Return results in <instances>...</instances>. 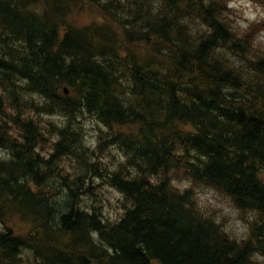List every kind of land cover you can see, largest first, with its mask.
I'll list each match as a JSON object with an SVG mask.
<instances>
[{
  "label": "trees",
  "instance_id": "obj_1",
  "mask_svg": "<svg viewBox=\"0 0 264 264\" xmlns=\"http://www.w3.org/2000/svg\"><path fill=\"white\" fill-rule=\"evenodd\" d=\"M230 10L227 0H0V264H264V122L252 119L264 117L262 24L243 28ZM87 118L103 126L92 146ZM102 183L120 192L116 221ZM201 185L246 213L243 235L199 207Z\"/></svg>",
  "mask_w": 264,
  "mask_h": 264
},
{
  "label": "rangeland",
  "instance_id": "obj_2",
  "mask_svg": "<svg viewBox=\"0 0 264 264\" xmlns=\"http://www.w3.org/2000/svg\"><path fill=\"white\" fill-rule=\"evenodd\" d=\"M230 2H232V3H230L231 4V10L229 13L231 14V17L233 18L234 22L238 23L239 25L245 26L247 24V22L250 20L264 21V6L263 5L254 4L250 0H231ZM258 38H260L264 41V31L260 34L259 37L255 36V39H254V41H256L255 43L257 45H260V43L258 42L259 41ZM84 123L87 126V137L89 138L86 142L90 145H94L98 141V137H96L97 136L96 134H97V132H99L100 129H103V126L102 125H96V123L93 122L92 118L85 119ZM94 135H95V137H94ZM90 137H92V138H90ZM89 140H90V142H89ZM101 153H104V151ZM115 160H118V159H115ZM98 182L100 183L101 180H98ZM176 183L179 185L181 184L180 185L181 188L188 184L187 181H184V180H183V182L176 181ZM103 187H105V188H103ZM108 189H110V190H108ZM113 190H115V188L111 189V187L108 184H103V183H102L101 189H97L99 195H101V199H103L102 201H103L104 206H102V207H104L105 215L108 216L109 218L115 219V217L118 215L119 211H121V210H120V207L118 206L119 205L118 200H119L120 196L118 195V193H116L117 192L116 190H115L116 192H113ZM197 195H199V201L203 204V206L205 207L206 210H209V212L211 214H214V215L217 214L218 217L221 216V219L226 224L228 223L227 225H231L230 228L228 229L229 231H231L232 233L237 232V233L243 234L242 230H243V227L245 224L243 225V221H241L239 219L238 214L236 212H234V210H231L233 208H232V205L230 204V202L225 200L220 194L217 195V193L215 191L211 190L210 188L205 189V188L199 187L198 191H197ZM204 202H206L207 204H205ZM208 202H210V203H208ZM211 203H212V205H211ZM226 203H228V204H226ZM221 204H223V206ZM218 205H220V206H218ZM230 205H231V207H229ZM216 206H217V208H216ZM220 210L222 211V213L226 210L224 212L225 214L224 213H223V215H222V213L220 214ZM234 214H235V217H234ZM232 217H234V218H232ZM230 218H232V219H230ZM231 220L232 221L234 220V221L232 222ZM230 221H231V224H229ZM235 221L237 222L236 224H235ZM239 230H240V232H239Z\"/></svg>",
  "mask_w": 264,
  "mask_h": 264
},
{
  "label": "bare ground",
  "instance_id": "obj_3",
  "mask_svg": "<svg viewBox=\"0 0 264 264\" xmlns=\"http://www.w3.org/2000/svg\"><path fill=\"white\" fill-rule=\"evenodd\" d=\"M35 4H36V3H35ZM38 6H39V5H38ZM38 6H37V7H38ZM26 7H27V6H26ZM37 7H35L34 10H35V9L37 10ZM28 8H29V7H28ZM4 9H5V8H4ZM30 9H31V8H30ZM21 10H22V9H21ZM40 10H41V9H40ZM2 11L4 12V10H2ZM8 11H9V10H8ZM10 11H11V10H10ZM17 11H18V10H17ZM17 11H16V12H17ZM32 11H33V10H32ZM41 11H42V10H41ZM128 11H129V10H128ZM110 12H111V11H110ZM116 12H118V11H116ZM121 12H122V11H121ZM133 12H134V10H133ZM40 13L42 14L43 11L40 12ZM40 13H39V14H40ZM114 13H115V12H114ZM114 13H113V14H114ZM118 13H119V12H118ZM131 13H132V12H131ZM2 14L4 15V13H2ZM7 14H8V12H7ZM17 14H18V13H17ZM31 14H32V13H31ZM121 14H122V13H121ZM124 14H125V12H124ZM128 14H129V13H127L126 15H128ZM32 15H33V14H32ZM7 16H8V15H7ZM74 16H75V15H74ZM111 16H112V15H111ZM114 16H116V14H115ZM123 16H124V15H123ZM123 16H122V17H123ZM131 16H132V15H131ZM131 16H130V17H131ZM13 17H14V16H13ZM13 17H11V18L13 19ZM18 17H19V16H18ZM21 17H22V16H21ZM75 17H77V15H76ZM79 17H80V16H79ZM79 17H78V18H79ZM97 17H98V15H97ZM118 17H119V16H118ZM124 17H125V16H124ZM133 17H134V15H133ZM31 18H32V17H31ZM39 19H41V17H40ZM80 19H81V18H80ZM90 19H91V18H90ZM90 19H89V20H90ZM126 19H127V18H126ZM36 20H38V19H36ZM36 20H35V21H36ZM51 20H52V19H51ZM71 20H73V19H71ZM71 20H70V21H71ZM87 20H88V18L85 19V21H87ZM89 20H88V21H89ZM92 20H93V19H92ZM96 20H97V19H96ZM96 20H95V21H96ZM6 21H7V20H6ZM38 21H39V20H38ZM38 21H37V22H38ZM42 21H43V20H42ZM68 21H69V20H68ZM75 21H78V20L75 19ZM80 21H83V20H80ZM85 21H84V22H85ZM98 21H100V20H98ZM7 22H10V21H7ZM84 22H83V23H84ZM12 23H13V22H12ZM30 23H31V22H30ZM33 23H34V21H33ZM35 23H36V22H35ZM47 23H48V22H47ZM51 23H52V22H51ZM79 23H80V22H78V24H79ZM9 24L11 25V23H9ZM23 24H26V22L23 23ZM28 24H29V23H28ZM40 24H41V23H40ZM42 24H43V23H42ZM81 24H82V22H81ZM85 24H86V23H85ZM21 25H22V24H21ZM32 25H33V24H32ZM43 25H44V24H43ZM50 25H51V24H50ZM53 26H54V25H53ZM4 27H5V26H4ZM7 27H8V26H7ZM13 27H14V26H13ZM22 27H23V26H22ZM35 27H36V26H35ZM51 27H52V26H51ZM70 27H71V26H70ZM25 28H26V27H25ZM46 28H47V27H46ZM13 29H14V28H13ZM70 30H71V29H70ZM4 31H5V30H4ZM10 31H11V30H10ZM6 32H7V31H6ZM8 32H9V31H8ZM8 32H7V33H8ZM68 32H69V31H68ZM10 33H11V32H10ZM18 33H19V31H18ZM31 33H32V32H31ZM14 34H15V33H14ZM42 34H43V35H42V38H41L42 40L38 39V40H36V42L40 40V42L43 43L42 48H43L44 50H47L48 47L53 43L51 37H49V36H52V34H51L50 32L48 33V31H43ZM53 34H54V33H53ZM68 34H69V33H68ZM2 35H3V34H2ZM15 35H16V34H15ZM15 35H14V36H15ZM21 35H22V34H21ZM32 35H33V34H32ZM14 36H13V37H14ZM29 37H30V36H29ZM32 37H33V36H32ZM32 37H31V38H32ZM63 38H64V37H63ZM15 39H16V38H15ZM22 39H23V37H22ZM5 40H6V39H5ZM5 40H4V41H5ZM17 40H18V39H17ZM19 40H20V39H19ZM23 41H24V40H23ZM26 41H27V40H26ZM16 42H17V41H16ZM16 42H15V43H16ZM24 42H25V41H24ZM254 42H256V41H254ZM1 43H2V42H1ZM29 43H32V42L30 41V42H28V43H25V48H26V47H29V46H28ZM6 44H7V43H6ZM6 44H5V45H6ZM16 44H18V43H16ZM16 44H15V45H16ZM19 44H20V43H19ZM13 45H14V44H13ZM256 45H257V44H256ZM256 45H254V47H255ZM19 47H21V46H19ZM161 48H162V47H161ZM161 48H160V49H161ZM163 48H164V47H163ZM252 48H253V47H252ZM164 49H165V48H164ZM256 50H257V49H256ZM14 51H15V50H14ZM162 51H163V50H162ZM254 51H255V50H254ZM254 51H253V52H254ZM20 52H21V51H18V54H19ZM28 52H29V51H28ZM5 53H6V52H5ZM172 53H173V52H172ZM3 55H4V54H3ZM32 56H34V54H32V55H31L30 53L23 54V55L20 56V57H21L20 59H17V60H19V62H17V60H16V61L13 62V64H21V65H24V64H26V62H27L28 59L32 58ZM6 57H7V56H6ZM16 57H17V56H16ZM253 57H254V56H253ZM253 57H252V58H253ZM256 58H257V57H256ZM8 59H9V58H8ZM117 59H118V58H117ZM253 59H254V58H253ZM254 60H255V59H254ZM122 61H123V60H122ZM35 62H36V61H34V62L31 61V68H32V69H34L33 66H34V64H36ZM125 62H126V61H125ZM116 65H117V64H116ZM249 67H250V66H249ZM105 69H106V68H105ZM253 69H254V66H253ZM37 70H38V69H36L35 71H37ZM32 73H34V72H32ZM37 76H38V75H37ZM37 76H35V75L32 76V79L34 80L35 77H37ZM102 76H103V75H102ZM38 77H40V76H38ZM66 78H67V77H66ZM103 78H104V77H103ZM74 79H75V78H74ZM76 79H77V77H76ZM104 79H106V78H104ZM37 80H39V79L37 78ZM41 80H42V79H41ZM79 80H80V79H79ZM106 80H107V79H106ZM34 81L36 82V80H34ZM38 82H39V81H38ZM64 82H65V81H64ZM64 82H63V83H64ZM73 83H74V82H73ZM55 84H56V83H55ZM41 85H42V84H41ZM56 85H57V84H56ZM87 85H88V84H87ZM37 86H38V85H37ZM67 86H69V85H67ZM85 86H86V84H85ZM108 86H109V85H108ZM45 87H46V86H45ZM56 87H57V86H56ZM49 88H50V87H49ZM51 88H52V87H51ZM51 88H50V91H51ZM67 88H68V87H67ZM81 88H82V87H81ZM83 88H85V87L83 86ZM86 88H87V87H86ZM44 89H45V88H43V90H44ZM46 89H47V87H46ZM69 89H70V88H69ZM48 91H49V90H48ZM61 92H62V91H61ZM68 92H69V91H68ZM70 93H71V92H70ZM93 93H94V92H93ZM214 93H215V90H214V89H213L212 91L205 92V94L209 95L208 97L211 99V104H213V103L216 101V103H217L219 106L224 107L225 104H223V103H225V101H226V96L221 95L219 98H217V99L214 100ZM68 94H69V93H68ZM79 94H80V93H79ZM129 95H132V94H129ZM194 95H195V94H194ZM79 97H81V95H79ZM123 98H124V97H123ZM123 98H122V101H123L124 103H126V104H128V105H131V106L133 105V103H132L130 100H128V98H127L126 100L123 99ZM130 99H131V98H130ZM133 102H134V101H133ZM222 102H223V103H222ZM77 105H78V104H77ZM87 107H88V106H86V109H87ZM84 108H85V107H84ZM80 110H81V109H80ZM86 111H87V110H86ZM82 112H83V111H82ZM91 112H92V111H91ZM246 113H247V112H246ZM80 114H81V113H80ZM90 114H91V113H90ZM95 114L98 115L97 113H95ZM83 115H84V114H83ZM83 115H82V116H83ZM78 116H79V115H78ZM78 116H77L76 118H78ZM84 116H85V115H84ZM87 116H88V115H87ZM91 116H93V115L91 114ZM246 116H247V115H246ZM250 116H251V115H250ZM93 117H94V116H93ZM97 117H98V116H97ZM97 117H96V119H98ZM72 118H73V117H72ZM74 118H75V116H74ZM263 118H264V117L261 116L260 114H259V115H256V116H252V119H254V122H261L262 124H263V122H264ZM93 119H95V118H93ZM65 120H66V119H65ZM64 123H65V121H64ZM61 124H62V123H61ZM72 124H73V122H72ZM82 126H83V125H82ZM96 127H97V126H96ZM94 128H95V127H94ZM94 130H95V129H94ZM91 131H92V130H91ZM97 131H98V130H97ZM94 132H95V131H94ZM95 133H96V132H95ZM97 133H98V132H97ZM246 133H248V132H246ZM101 135H103V134L101 133ZM213 135H214V134H213ZM251 135H252V134H251ZM89 136H90V135H89ZM246 136H247V135H246ZM82 137H83V136H82ZM94 137H95V135H94ZM183 137H184V136H183ZM183 137H182V139H183ZM90 138H92V137H90ZM81 139H82V138H81ZM85 139H86V137H85ZM88 139H89V138H88ZM83 140H84V139H83ZM86 141H87V140H86ZM76 142H77V141H76ZM89 142H90V140H89ZM92 142H93V141H92ZM94 142H95V141H94ZM50 143H51V142H50ZM50 143H49V145H48L49 147H50ZM66 143H67V142H66ZM69 143H70V142H69ZM79 143H80V142H79ZM98 143H99V142H98ZM53 144H54V143H53ZM73 144H74V143H73ZM77 144H78V143H77ZM81 144H82V143H81ZM84 144H85V143H84ZM86 144H87V142H86ZM91 144H92V143H91ZM96 144H97V142H96ZM2 145H4V144H2ZM88 145H89V144H88ZM88 145H87V146H88ZM7 146H8V145H7ZM48 146H46V148H47ZM55 146H56V145H55ZM73 146H74V145H73ZM79 146H81V145H79ZM91 146H92V145H91ZM91 146H90V147H91ZM5 147H6V146H5ZM49 147H48V148H49ZM51 147H52V146H51ZM63 147H64V146H63ZM67 147H68V146H67ZM3 148H4V147H3ZM48 148L46 149V151L49 150ZM71 148H73V147H71ZM81 148H82V147H81ZM1 149H2V148H1ZM1 149H0V150H1ZM107 149H108V147H107ZM192 149H194V148H192ZM3 150H4V149H3ZM54 150H55V149H54ZM78 150H80V149H78ZM104 150H105V149H104ZM195 150H196V149H195ZM195 150H194V151H195ZM41 151H42V150H41ZM50 151H51V150H50ZM52 151H53V150H52ZM70 151H71V150H70ZM76 151H77V148H76ZM83 151H84V150H83ZM2 152H3V151H2ZM2 152H0V153H2ZM73 152H74V151H73ZM77 152H80V151H77ZM85 152H86V151H85ZM104 152H105V151H104ZM3 153H4V152H3ZM12 153H13V152H12ZM43 153H44V152H43ZM52 153H53V152H52ZM67 153H69V152H67ZM75 153H76V152H75ZM105 153H106V152H105ZM105 153H104V154H105ZM190 153H192L191 150H190ZM9 154H10V153H9ZM46 154H48V152H47ZM46 154H45V155H46ZM62 154H63V153H62ZM62 154H59V155L62 156ZM65 154H66V153H65ZM73 154H74V153H73ZM89 154H90V153H89ZM101 154H103V153H101ZM7 155H8V154H7ZM7 155H6V156H7ZM40 155H41V154H40ZM48 155H49V154H48ZM48 155H46V156H48ZM75 155H76V154H75ZM91 155H92V154H91ZM1 156H2V155H1ZM4 156H5V154H4ZM15 156H18V154L15 155ZM80 156H81V155H80ZM83 156H85V155H83ZM103 156H104V155H103ZM2 157H3V156H2ZM7 157H9V155H8ZM13 157H14V156H13ZM13 157H12V158H13ZM59 157H60V156H59ZM64 157H65V156H64ZM72 157H73V156H72ZM76 157H77V156H76ZM17 158H18V157H17ZM23 158H24V157H23ZM66 158H67V157H66ZM70 158H71V157H70ZM78 158H79V157H78ZM87 158H88V157H87ZM92 158H93V157H92ZM192 158H193V157H192ZM54 159H55V158H53V160H54ZM64 159H65V158H64ZM68 159H69V158H68ZM68 159H67V160H68ZM96 159H97V158H96ZM9 160H10V159H9ZM47 160H48V159H47ZM57 160H58V159H57ZM62 160H63V159H62ZM62 160H61V161H62ZM90 160H92V159H90ZM93 160H94V159H93ZM102 160H103V159H102ZM194 160H195V158H194ZM42 161H43V160H42ZM54 161H55V160H54ZM61 161H60V162H61ZM71 161H72V160H71ZM29 162H30V161H29ZM36 163H37V162H36ZM45 163H46V161H45ZM63 163H64V162H63ZM66 163H67V161H66ZM72 163H73V161H72ZM72 163L70 162V164H72ZM79 163H80V162H79ZM84 163H85V162H84ZM25 164H26V163H25ZM33 164H34V163H33ZM40 164H41V163H40ZM42 164H43V162H42ZM50 164H51V163H50ZM56 164H57V162H56ZM58 164H59V161H58ZM64 164H65V163H64ZM74 164H76V163H74ZM105 164H106V163H105ZM35 165H36V164H35ZM60 165H61V164H60ZM68 165H69V164H68ZM72 165H73V164H72ZM76 165H77V164H76ZM78 165H79V164H78ZM115 165H116V164H115ZM58 166H59V165H58ZM69 166H70V165H69ZM87 166H88V165H87ZM90 166H93V165L91 164ZM103 166H104V165H103ZM108 166H109V165H107L106 167H108ZM48 167H49V166H48ZM52 167H53V165H52ZM59 167H60V166H59ZM63 167H65V165H64ZM67 167H68V166H67ZM67 167H65V168H67ZM114 167H115V166H114ZM30 168H31V167H30ZM32 168H33V167H32ZM55 168H56V167H55ZM74 168H76L75 165H74ZM74 168H73V169H74ZM80 168H83V167L81 166ZM97 168H98V167H97ZM57 169H59V168H57ZM70 169H71V168H70ZM73 169H72V170H73ZM99 169H100V168H99ZM113 169H114V168H113ZM246 169H247V168H246ZM28 170H29V169H28ZM33 170H34V169H33ZM45 170H46V169H45ZM48 170H49V169H48ZM79 170H80V169H79ZM88 170H89V169H88ZM88 170H87V171H88ZM92 170H93V169H92ZM103 170H104V169H103ZM35 171H36V170H35ZM54 171H55V170H54ZM59 171H61V170H59ZM66 171H67V170H66ZM73 171H74V170H73ZM84 171H86V170H84ZM52 172H53V171H52ZM55 172H56V171H55ZM62 172H63V173L65 172L64 169H63ZM88 172H89V171H88ZM90 172H91V171H90ZM90 172H89V173H90ZM94 172H96V171H94ZM222 172H223V171H222ZM65 173H66V172H65ZM76 173H78V170H77ZM81 173H82V172H81ZM96 173H97V172H96ZM43 174H44V173H43ZM69 174H71V176H72V173H69ZM35 175H37V174H35ZM89 175H90V174H89ZM92 175H93V174H92ZM94 175H96V174L94 173ZM30 176H31V172H30ZM30 176H29V177H30ZM44 176H45V175H44ZM56 176H57V175H56ZM81 176H82V175H81ZM81 176H80V177H81ZM90 176H91V175H90ZM115 176H116V175H115ZM31 177H32V176H31ZM47 177L49 178V176H46V178H47ZM69 177H70V176H69ZM74 177H75V176H74ZM92 177H93V176H92ZM100 177H101V176H100ZM32 178H33V177H32ZM43 178H44V177H43ZM53 178H54V176H53ZM70 178H71V177H70ZM95 178H96V177H95ZM97 178H98V177H97ZM37 179H39V178H37ZM49 179L51 180V176H50ZM59 179H60V178H59ZM59 179H58V181H60ZM61 179H62V178H61ZM75 179H76V178H75ZM75 179H74V180H75ZM77 179H78V178H77ZM91 179H92V178H91ZM44 180H46V179H44ZM85 180H86V179H85ZM94 180H95V179H94ZM97 180H98V179H97ZM99 180H100V178H99ZM103 180H104V179H103ZM185 180H187V179L185 178ZM53 181H54V180H53ZM67 181H68V180H67ZM80 181H81V180H80ZM95 181H96V180H95ZM38 182H39V181H38ZM40 182H42V180H41ZM45 182H46V181H45ZM55 182H56V181H55ZM55 182H54V184H55ZM87 182H88V181H87ZM91 182L93 183L94 181H91ZM96 182H97V181H96ZM105 182H106V181H104L103 183H105ZM190 182H191V181H190ZM49 183H50V181H49ZM49 183H47V184H49ZM60 183H61V182H60ZM117 183H118V182H117ZM117 183H116V185H117ZM121 183H122V182H121ZM33 184H34V183H33ZM81 184H82V183H81ZM145 184H146V183H145ZM185 184H186V183H185ZM34 185H36V184H34ZM59 185L61 186V184H59ZM72 185H73V184H72ZM72 185H71V186H72ZM121 185H122V184H121ZM123 185H124V184H123ZM125 185H126V183H125ZM195 185H197V184H195ZM207 185H208V184H207ZM36 186H37V185H36ZM48 186H49V185H48ZM63 186H65V185H63ZM145 186H146V185H145ZM57 187H58V186H57ZM74 187H75V186H74ZM84 187H85V184H84ZM195 187H196V186H195ZM197 187H199V186H197ZM200 187H202V185H201ZM207 187H208V186H207ZM22 188H23V187H22ZM32 188H33V186H32ZM48 188H49V187H48ZM61 188H62V187H61ZM81 188H83V187H81ZM96 188H97V187H96ZM103 188H105V187H103ZM124 188H125V187H124ZM209 188H210V186H209ZM49 189H50V188H49ZM111 189H114V188L111 187ZM141 189H142V188H141ZM143 189H144V188H143ZM205 189H206V188H205ZM212 189H213V188H212ZM33 190H34V189H33ZM43 190H44V189H43ZM50 190H51V189H50ZM53 190H54V189H53ZM66 190H67V188H66ZM66 190H65V191H66ZM108 190H110V189H108ZM115 190H116V189H115ZM115 190H113V192H116ZM123 190H124V189H123ZM123 190H122V191H123ZM127 190H128V189H127ZM213 190H214V189H213ZM60 191H61V190H60ZM78 191H79V190H78ZM129 191H130V190H129ZM150 191H151V190H150ZM61 192L63 193V191H61ZM130 192H131V191H130ZM57 193H58V192H57ZM68 193H69V192H67V194H68ZM73 193H74V192H73ZM80 193H82V192H80ZM89 193H90V192H89ZM116 193H117V192H116ZM122 193H123V192H122ZM147 193H148V192H147ZM27 194H28V193H27ZM46 194H47V193H46ZM119 194H120V192H119ZM79 195H81V194H79ZM84 195H85V194H84ZM87 195H88V194H87ZM130 195H131V194H130ZM217 195H218V194H217ZM32 196H33V195H32ZM58 196H59V195H58ZM61 196H63V195L60 194V197H61ZM81 196H82V195H81ZM92 196H93V195H91V197H92ZM117 196H118V195H117ZM119 196H121V195H119ZM127 196H128V194H127ZM27 197H28V196H27ZM48 197H49V196H48ZM50 197H52V196H50ZM50 197H49V198H50ZM74 197H76V196H74ZM88 197H89V196H88ZM54 198H55V197H54ZM56 198H57V197H56ZM65 198H66V197H65ZM65 198H64V201H65ZM102 198H103V197H102ZM129 198H130V197H129ZM220 198H221V197H220ZM58 199H59V198H58ZM67 199H68V198H67ZM67 199H66V200H67ZM79 199H80V198H79ZM142 199H143V198H142ZM222 199H223V198H222ZM26 200H27V199H26ZM43 200H44V199H43ZM46 200H47V199H46ZM59 200H60V199H59ZM59 200H58V202H59ZM102 200H103V199H102ZM119 200H120V198H119ZM140 200H141V199H140ZM22 201H23V200H22ZM41 201H42V200H41ZM50 201H51V200H50ZM93 201H94V200H93ZM137 201H138V200H137ZM206 201H207V200H206ZM209 201H210V200H209ZM99 202H100V201H99ZM125 202H127V201H125ZM128 202H129V201H128ZM142 202H143V201H142ZM53 203H54V202H53ZM53 203H52V204H53ZM75 203H76V202H75ZM80 203H82V202H80ZM80 203H77V204H80ZM83 203H84V202H83ZM83 203H82V204H83ZM86 203H87V202H86ZM96 203H97V202H95V205H97ZM139 203H140V202H139ZM158 203H159V202H158ZM162 203H163V202H162ZM162 203H161V204H162ZM200 203H201V202H200ZM204 203L207 204L206 202H204ZM208 203H210V202H208ZM213 203H214V202H213ZM232 203H233V202H232ZM27 204H28V203H27ZM50 204H51V203H50ZM57 204H58V203H57ZM57 204L55 205V207L57 206ZM63 204H64V203H63ZM219 204H220V203H219ZM226 204H228V203H226ZM25 205H26V204H25ZM65 205H66V203H65ZM85 205H86V204H85ZM211 205H212V203H211ZM221 205L223 206V204H221ZM42 206H43V205H42ZM63 206H64V205H63ZM79 206H80V205H79ZM83 206H84V205H83ZM88 206H89V205H88ZM164 206H165V205H164ZM200 206H201V205H199V207H200ZM218 206H220V205H218ZM222 206H221V207H222ZM227 206H228V205H227ZM26 207H27V206H26ZM49 207H50V205H49ZM84 207H85V206H84ZM90 207H91V206H90ZM93 207H94V206H93ZM96 207H97V206H96ZM229 207H231V205H230ZM62 208H63V207H62ZM65 208H66V207H65ZM79 208H81V206H80ZM176 208H177V207H176ZM216 208H217V206H216ZM218 208H219V207H218ZM24 209H27V208L24 207ZM126 209H127V208H126ZM166 209H167V208H166ZM178 209H179V208H178ZM202 209L205 211V208H202ZM202 209H201V210H202ZM222 209H223V208H222ZM27 210H28V209H27ZM87 210H89V209H87ZM94 210H96V209H94ZM124 210H125V208H124ZM169 210H170V209H169ZM231 210H233V209H231ZM44 211H45V210H44ZM90 211H91V210H90ZM160 211H161V209H160ZM225 211H226V210H225ZM225 211H224V212H225ZM103 212H104V211H103ZM127 212H128V211H127ZM137 212H138V211H137ZM224 212H223V213H224ZM234 212H235V211H234ZM91 213H92V211H91ZM134 213H135V212H134ZM217 213H218V212H217ZM221 213H222V211L220 210V214H221ZM223 213H222V215H223ZM55 214H56V213H55ZM67 214H68V212H67ZM224 214H225V213H224ZM58 215H59V214H58ZM61 215H62V214H61ZM160 215H162V214H160ZM218 215H219V214H218ZM101 216H102V214H101ZM105 216H106V215H105ZM105 216H104V217H105ZM167 216H168V214H167ZM229 216H230V215H229ZM111 217H112V216H111ZM171 217H172V216H171ZM215 217L219 218V220L221 219V216L218 217L217 214L215 215ZM230 217H231V216H230ZM234 217H235V214H234ZM234 217H232V218H234ZM102 218H103V217H102ZM107 218H108V216L106 217V219H107ZM160 218H161V217H160ZM217 218H215V219H217ZM232 218H230V219H232ZM42 219H43V218H42ZM104 219H105V218H104ZM111 219H113V218H111ZM117 219H118V218H117ZM223 219H224V218H223ZM107 220H108V219H107ZM194 220H195V219H194ZM43 221H44V220H43ZM54 221H55V220H54ZM100 221H101V220H100ZM100 221H99V222H100ZM113 221H114V220H113ZM113 221H112V222H113ZM115 221H116V218H115ZM217 221H218V220H217ZM226 221H227V220H226ZM231 221H232V220H231ZM231 221L229 222V224H231ZM233 221H234V220H233ZM233 221H232V222H233ZM55 222H56V221H55ZM107 222H108V221H107ZM110 222H111V221H110ZM219 222H222L224 225H227V224H228V223L226 224L222 219H221ZM236 223H237V222L235 221V224H236ZM48 224H49V223H48ZM197 224H198V223H197ZM1 225H2V224H1ZM46 225H47V224H46ZM56 225H57V224H56ZM239 225H240V224H239ZM52 226H53V225H52ZM228 226H231V225H228ZM235 226H236V225H235ZM50 227H51V224H50ZM237 227H238V226H237ZM93 229H94V228H93ZM95 229H96V228H95ZM51 230H52V229H51ZM68 230H69V229H68ZM89 231H90V230H89ZM92 231H94V230H92ZM92 231H91V232H92ZM96 231H97V230H96ZM239 232H240V230H239ZM94 233H95V232H94ZM97 233H98V232H97ZM236 233H237V232H236ZM234 235H235V234H234ZM91 236H92V235H91ZM91 236H90V237H91ZM96 236H97V235H96ZM97 237H99V236H97ZM99 240H100V239H99ZM100 241H101V240H100ZM93 242H94V241H93ZM95 242H97V241L95 240ZM98 243H99V242H98ZM105 243H106V242H105ZM104 245H106V244H104ZM98 246H99V245H98ZM23 247H25V246H22V249H23ZM107 248H108V247H107ZM94 249H95V247H94ZM96 249H97V248H96ZM25 250H26V247H25ZM25 250H22V251L24 252ZM108 250H109V249H108ZM93 251H95V250H93ZM20 253L22 254V252H20ZM23 254H24V253H23ZM25 257H26V256H25ZM79 258H80V257H79ZM18 259H19V258H18ZM64 260H65V259H64ZM21 262H22V261H21ZM26 262H27V261H26ZM26 262H25V263H26ZM25 263H24V264H25Z\"/></svg>",
  "mask_w": 264,
  "mask_h": 264
}]
</instances>
